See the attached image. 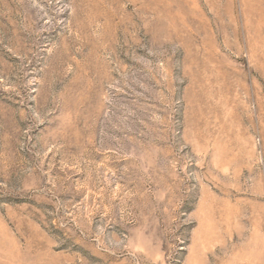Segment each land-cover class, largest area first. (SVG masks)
<instances>
[{
    "label": "rangeland",
    "instance_id": "rangeland-1",
    "mask_svg": "<svg viewBox=\"0 0 264 264\" xmlns=\"http://www.w3.org/2000/svg\"><path fill=\"white\" fill-rule=\"evenodd\" d=\"M0 264H264V0H0Z\"/></svg>",
    "mask_w": 264,
    "mask_h": 264
}]
</instances>
